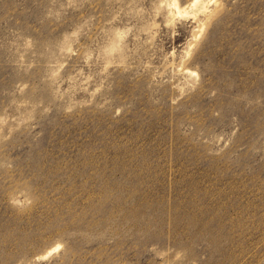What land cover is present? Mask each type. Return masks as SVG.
Returning <instances> with one entry per match:
<instances>
[{"label": "rangeland", "instance_id": "1", "mask_svg": "<svg viewBox=\"0 0 264 264\" xmlns=\"http://www.w3.org/2000/svg\"><path fill=\"white\" fill-rule=\"evenodd\" d=\"M174 2L0 0V264H264V0Z\"/></svg>", "mask_w": 264, "mask_h": 264}, {"label": "bare ground", "instance_id": "2", "mask_svg": "<svg viewBox=\"0 0 264 264\" xmlns=\"http://www.w3.org/2000/svg\"><path fill=\"white\" fill-rule=\"evenodd\" d=\"M198 0H193V2L192 3H196ZM173 4H174V6L176 7V9H177V14H181L182 12H181V10H179L178 9V7H177V3L176 2H174V0H173ZM185 12V11H184ZM186 13V12H185ZM184 14V13H183Z\"/></svg>", "mask_w": 264, "mask_h": 264}]
</instances>
